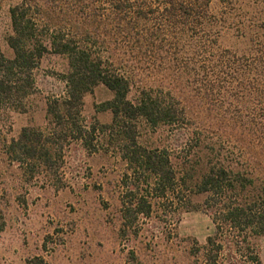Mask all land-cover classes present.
<instances>
[{
  "label": "trees",
  "instance_id": "trees-1",
  "mask_svg": "<svg viewBox=\"0 0 264 264\" xmlns=\"http://www.w3.org/2000/svg\"><path fill=\"white\" fill-rule=\"evenodd\" d=\"M15 1L11 57L0 42V112L31 107L48 56L66 60V92L48 101V128L24 129L7 153L44 167L77 143L114 154L125 167L126 226L162 202L201 210L214 234L198 264H262L264 0ZM100 85L114 94L105 108L112 121L89 124L84 98ZM194 90L218 104L213 118L196 110ZM144 127L168 128L172 139L148 146Z\"/></svg>",
  "mask_w": 264,
  "mask_h": 264
},
{
  "label": "rangeland",
  "instance_id": "rangeland-1",
  "mask_svg": "<svg viewBox=\"0 0 264 264\" xmlns=\"http://www.w3.org/2000/svg\"><path fill=\"white\" fill-rule=\"evenodd\" d=\"M15 3H0V42L8 57L9 9ZM65 66L62 57L45 58L37 71L38 91L31 107L25 113L0 112V264H198V248L214 234L208 215L162 202L151 217L140 216L133 226H126L125 167L116 155L90 154L77 143L44 167L38 160L18 161L7 153L24 129L48 128V101L66 92L61 79ZM140 80L158 86L146 73ZM191 95L196 110L213 118L209 110L218 104L201 103L195 90ZM113 98L103 85L87 94L86 121L111 123L112 114L105 108ZM142 132L148 146H164L172 139L168 128L144 127ZM202 201L197 197L194 205ZM255 246L264 264V238Z\"/></svg>",
  "mask_w": 264,
  "mask_h": 264
}]
</instances>
